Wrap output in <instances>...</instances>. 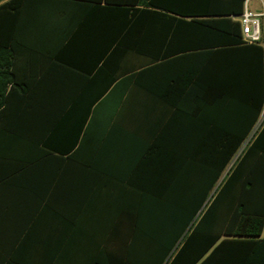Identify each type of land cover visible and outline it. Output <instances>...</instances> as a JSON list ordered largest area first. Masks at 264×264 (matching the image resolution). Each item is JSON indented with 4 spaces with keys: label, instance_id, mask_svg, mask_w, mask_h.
<instances>
[{
    "label": "crops",
    "instance_id": "1",
    "mask_svg": "<svg viewBox=\"0 0 264 264\" xmlns=\"http://www.w3.org/2000/svg\"><path fill=\"white\" fill-rule=\"evenodd\" d=\"M12 1L0 12V46L12 55L0 107V264H118L142 157L180 141L184 97L217 57L159 56L130 72L133 59L113 53L136 9L158 11L152 0ZM245 9L263 14L264 34V0Z\"/></svg>",
    "mask_w": 264,
    "mask_h": 264
},
{
    "label": "trees",
    "instance_id": "2",
    "mask_svg": "<svg viewBox=\"0 0 264 264\" xmlns=\"http://www.w3.org/2000/svg\"><path fill=\"white\" fill-rule=\"evenodd\" d=\"M195 1L193 9L155 0L146 5L158 11L136 9L126 45L113 53L133 59L130 72L159 56L217 57L215 71L200 73L184 97L180 141L160 145L159 158L153 147L142 157L133 237L118 264H264V46L242 41L233 17L242 15L245 0ZM163 40L171 44L165 50ZM11 56L0 46V107Z\"/></svg>",
    "mask_w": 264,
    "mask_h": 264
},
{
    "label": "built area",
    "instance_id": "3",
    "mask_svg": "<svg viewBox=\"0 0 264 264\" xmlns=\"http://www.w3.org/2000/svg\"><path fill=\"white\" fill-rule=\"evenodd\" d=\"M263 14H255L248 10H244L239 17L241 27L242 41L245 43H258L264 45V34L262 31L261 20Z\"/></svg>",
    "mask_w": 264,
    "mask_h": 264
},
{
    "label": "rangeland",
    "instance_id": "4",
    "mask_svg": "<svg viewBox=\"0 0 264 264\" xmlns=\"http://www.w3.org/2000/svg\"><path fill=\"white\" fill-rule=\"evenodd\" d=\"M263 116H264V111H263V113L261 114V116H260V118H259V121H258L259 123H260L261 120L264 118Z\"/></svg>",
    "mask_w": 264,
    "mask_h": 264
}]
</instances>
